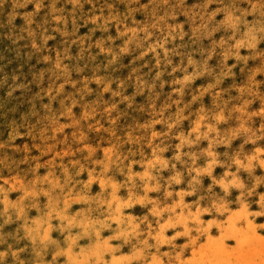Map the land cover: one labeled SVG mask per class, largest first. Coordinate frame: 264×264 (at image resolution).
<instances>
[{"label":"rangeland","instance_id":"1","mask_svg":"<svg viewBox=\"0 0 264 264\" xmlns=\"http://www.w3.org/2000/svg\"><path fill=\"white\" fill-rule=\"evenodd\" d=\"M260 2L0 0V191L33 192L38 208L49 188L65 206L73 190L113 211L132 203L121 210L142 233L122 244L132 260L116 264H237L255 240L248 220L264 222L248 215L264 208ZM19 226L6 230V245L23 264H66L62 244L28 238ZM161 226L164 239L153 240ZM76 234L54 236L86 241ZM101 236L120 243L107 229Z\"/></svg>","mask_w":264,"mask_h":264},{"label":"bare ground","instance_id":"2","mask_svg":"<svg viewBox=\"0 0 264 264\" xmlns=\"http://www.w3.org/2000/svg\"><path fill=\"white\" fill-rule=\"evenodd\" d=\"M198 137V136H197ZM256 151V150H255ZM260 151V150H259ZM252 158V157H251ZM114 164V163H113ZM264 167V166H263ZM107 169V167L105 168ZM104 169V170H105ZM129 169V168H128ZM60 171V170H59ZM106 171V170H105ZM53 172V171H52ZM62 172V171H61ZM77 172V171H75ZM199 172V171H198ZM130 173V172H129ZM144 173V172H143ZM50 174V173H48ZM59 174V173H58ZM57 174V175H58ZM197 174V173H196ZM226 174V173H225ZM64 175H65V172H64ZM70 175V174H69ZM137 175V174H136ZM97 176V175H96ZM101 176V175H100ZM131 176V175H130ZM133 176V175H132ZM148 176V175H147ZM46 177V176H45ZM45 177H41L42 179L45 178ZM55 177V176H53ZM66 177H68L66 175ZM137 177V176H135ZM149 177V176H148ZM102 178V177H101ZM111 178V177H110ZM145 178V175L144 177ZM141 178V179H143ZM41 179V180H42ZM92 178H90L91 180ZM112 179V178H111ZM138 179L140 180V176L138 177ZM150 179V178H149ZM148 179V180H149ZM173 179V178H172ZM171 179V180H172ZM211 179V178H210ZM57 180V179H56ZM107 180V179H106ZM147 180V181H148ZM169 180V179H168ZM214 180V179H213ZM222 180V179H221ZM49 181V180H48ZM59 181V179H58ZM63 181H64V178H63ZM92 181H95L94 179ZM97 181V180H96ZM99 181V179H98ZM97 181V182H98ZM109 181V180H108ZM175 181V180H174ZM215 181V180H214ZM223 181V180H222ZM51 182V181H50ZM57 182V181H55ZM90 182V181H89ZM106 182V181H105ZM221 181H219L220 183ZM228 182V181H227ZM41 183V182H39ZM59 183V182H57ZM77 183V182H75ZM101 183V182H100ZM117 183V182H116ZM170 183V182H169ZM233 183V182H232ZM240 183V182H238ZM56 184V183H55ZM135 184V183H134ZM229 184V182L227 183ZM53 185V184H52ZM100 185H103V184H100ZM112 185V184H111ZM221 187L223 186L222 184H220ZM226 185V184H225ZM232 185V184H231ZM237 185V184H236ZM51 186V185H50ZM73 186V185H72ZM110 186V185H109ZM145 186V185H144ZM143 186V187H144ZM173 186V185H171ZM229 186V185H228ZM104 188V186H101ZM99 186V188H101ZM140 187V186H139ZM146 187V186H145ZM238 187V185H237ZM83 188V187H82ZM132 188V186H131ZM227 188V187H226ZM50 189V188H49ZM47 189V191L44 193L46 195H44L46 201L43 202L44 204L42 205V207L38 208V205L37 204V195L33 192H30L29 193V197H31V201H32V206L28 207L26 206L25 204H28L26 202H21V200L23 199V197L25 196V194H21V193H18V196L17 197H13L11 198L10 196H7L5 193L1 192L0 191V225H2V227H0V253H5L6 255L3 257V261L5 262L4 264H23V260L22 258L19 259L16 254V256H14V254H12V252L9 251V245L7 246L6 245V230L11 226L13 225L16 221L19 222L20 226L22 229H24V234L28 237V238H34L35 236H38V238L40 240H43V242H47V243H54L56 242V244H62L60 247V250L62 251V253L65 255V263L67 264H71V263H74V264H93V262L97 261V263L99 264H116L117 262H121V259H123L127 252H124L126 250L123 251L122 250V244L124 242H127V241H130L132 238L135 237V232L139 231L138 230V223L136 224V219L134 220L133 217L130 215H125L121 208L122 209H125L124 207L125 206H128L129 204L131 205L132 203H130L129 201V204L127 205H119L120 203V199L118 200L116 197V201H119L118 205H115V209L114 211L113 210H110V208L107 206V203H105L104 201H99V199L97 200H90L89 196L86 195L85 193H81L80 191H69L68 193H64V195H67L68 198L66 200H70V202L72 204L68 205V206H65V200L63 199V197H60L59 195L58 196H55L54 195V198L53 196L51 195L50 193V190ZM42 190V189H41ZM85 190V188H84ZM113 190V189H112ZM102 191V190H100ZM63 191L62 190H59V194L62 193ZM114 192V190H113ZM113 192H110V194H113ZM57 193V191L55 192ZM43 194V193H42ZM58 194V193H57ZM56 194V195H57ZM115 194V192H114ZM39 195V194H38ZM28 196H25L27 197L28 199ZM42 196V195H40ZM91 196V195H90ZM111 195H109L110 197ZM114 196V195H113ZM93 197V196H92ZM91 197V198H92ZM43 198V197H42ZM114 198V199H115ZM264 198V197H263ZM261 199V198H260ZM26 200V199H24ZM37 200V201H36ZM224 200V199H223ZM222 200V201H223ZM30 200H28L29 202ZM30 201V202H31ZM264 201V200H263ZM112 202V201H111ZM135 202V201H134ZM179 202H182L181 200ZM177 203V204H183L182 203ZM261 202V200H260ZM25 203V204H23ZM110 203V202H109ZM108 203V204H109ZM222 203V202H221ZM263 203V202H262ZM23 204V205H22ZM40 204V203H39ZM114 204V203H113ZM236 204V203H235ZM129 205V206H130ZM175 205V204H174ZM124 206V207H123ZM179 206V205H178ZM165 207V206H164ZM169 207V206H168ZM167 207V208H168ZM173 207V206H172ZM107 209L105 211H103V209ZM7 209V211H5ZM147 209V208H146ZM155 209V208H154ZM163 209V207H162ZM161 209V210H162ZM165 209V208H164ZM173 209V208H172ZM127 210V209H126ZM150 210V209H149ZM148 209L147 211L150 212ZM160 210V211H161ZM167 210V209H166ZM229 210V209H228ZM227 210V213H231V211H228ZM124 211V210H123ZM156 211V210H155ZM163 211V210H162ZM170 211L171 210V206H170ZM181 211V209H180ZM225 211V209H224ZM131 213V212H130ZM153 213V212H152ZM151 213V214H152ZM157 213V212H156ZM161 213V212H160ZM159 213V214H160ZM187 213V212H186ZM133 215V214H132ZM177 215V214H176ZM180 215V218L181 216V213L179 214ZM145 216V215H144ZM154 216V215H153ZM158 216V215H157ZM185 216V215H184ZM137 217V216H136ZM160 217V216H159ZM168 217V216H167ZM177 217V216H176ZM179 217V216H178ZM179 218V219H180ZM138 219V218H137ZM146 219V217H145ZM176 219V218H174ZM178 219L177 222H179L180 220ZM183 219V217L181 218V220ZM185 219V218H184ZM199 219V218H198ZM5 220H8L9 222L8 223H5ZM69 220L72 221V224L69 225ZM13 221V222H12ZM143 221V220H142ZM174 222V220H172ZM187 221V220H186ZM189 221V220H188ZM200 221L202 222V220H199L197 223L199 224ZM12 222V223H11ZM191 222H193V219H191ZM213 224L215 221H212ZM217 222V221H216ZM131 223H135L136 225H132ZM164 223V222H163ZM172 223V222H171ZM179 224V223H178ZM180 224H182V226L186 223H183L181 222ZM179 224V225H180ZM169 225V224H168ZM167 225V226H168ZM171 225V224H170ZM170 225L168 227H170ZM177 225V223L175 224ZM175 225H172L174 226L173 228H175ZM196 225V223H195ZM194 225V226H195ZM171 226V227H172ZM181 226V227H182ZM198 226V225H197ZM196 226V227H197ZM17 227V226H16ZM16 227L15 229L13 230H16ZM201 227H205L201 225ZM201 227H199L198 229H200ZM215 227V226H214ZM20 228V229H21ZM154 228V227H153ZM172 228V229H173ZM191 227H189L190 229ZM104 229H107L108 232H110V237L111 236H120V243L118 242L117 245H114L112 244V242L110 240H107L108 243L106 242L105 244H103V238H102V234H103V231ZM149 229V227H148ZM151 229V228H150ZM159 229V227H158ZM186 228H184L185 230ZM193 229V228H192ZM190 229V230H192ZM195 229V228H194ZM193 229V230H194ZM204 229V228H203ZM12 230V229H11ZM12 230V231H13ZM165 230L167 231L168 228H166L165 226L164 227H160L157 235H155L153 237V240H156V241H159V239H164L165 237ZM176 230V229H175ZM174 230V231H175ZM183 230V232H184ZM18 231H19V228H18ZM62 232L67 238L69 237V234L71 232H76L78 234L82 233L84 237H86V241H83V243L81 242H78V239L77 240H73V241H66L64 240V242L60 241V240H57V238L54 236V235H58V232ZM146 231V230H145ZM172 231V230H171ZM187 231V230H186ZM185 231V232H186ZM20 232V231H19ZM149 232V231H147ZM173 232V231H172ZM171 232V233H172ZM177 232V231H176ZM188 232V231H187ZM186 232V234H187ZM191 232V231H190ZM135 233V234H134ZM138 233V232H137ZM142 232L139 231V235L141 234ZM179 234H182V232H177ZM16 234V233H15ZM61 234V233H60ZM106 234V233H105ZM148 234V233H147ZM178 234V235H179ZM184 234V233H183ZM185 234V235H186ZM11 235V234H10ZM75 235V234H74ZM20 236V235H19ZM23 236V234L21 235ZM60 236V235H59ZM80 236V235H79ZM147 236V235H146ZM171 236V235H170ZM173 236V235H172ZM171 236V237H172ZM189 236V235H188ZM72 238L74 236H71ZM83 237V238H84ZM106 237V235H105ZM104 237V238H105ZM149 237V235H148ZM186 237V236H185ZM8 238V236H7ZM20 238V237H19ZM66 238V239H67ZM79 238V237H78ZM112 238V237H111ZM110 238V239H111ZM115 238V237H114ZM113 238V239H114ZM145 238V237H144ZM170 238V237H169ZM174 237L170 238V241L171 239H173ZM22 239V238H21ZM25 239V237H24ZM70 239V238H69ZM75 239V238H73ZM80 239V238H79ZM107 239V237H106ZM105 239V240H106ZM116 239V238H115ZM176 239V237H175ZM196 239V238H195ZM194 239V240H195ZM31 240V239H30ZM68 240V239H67ZM145 239H143L144 241ZM191 242L193 241V238L190 239ZM19 241V240H18ZM23 241V240H22ZM116 241V240H115ZM140 241V240H139ZM142 241V240H141ZM142 241V242H143ZM147 242V241H146ZM30 243V242H29ZM31 243H33V241L31 240ZM41 243V241H40ZM52 243V244H53ZM135 243V242H134ZM136 243H138L136 241ZM135 243V244H136ZM144 243V242H143ZM161 243H163V240H161ZM188 243V242H187ZM190 243V242H189ZM8 244V243H7ZM44 244V243H43ZM51 244V245H52ZM125 244V243H124ZM146 244V243H145ZM149 244V243H147ZM146 244V245H147ZM158 244V242H157ZM164 244V243H163ZM163 244H158V245H162ZM186 244V243H184ZM193 244V242L191 243ZM215 243H213L212 245H215ZM36 245V244H35ZM50 245V244H49ZM138 246V244H136ZM183 245V244H182ZM29 246V245H28ZM31 246V245H30ZM29 246V247H30ZM57 246V245H56ZM55 246V247H56ZM134 244H131L130 248L128 250H132ZM150 246V245H148ZM153 246V245H152ZM151 246V247H152ZM155 246V244H154ZM185 245H183L184 247ZM187 246V245H186ZM21 247V246H20ZM45 247V246H44ZM145 247V246H144ZM150 247V248H151ZM160 247V246H159ZM31 248V247H30ZM41 248V247H40ZM34 249V247H33ZM43 249V248H42ZM46 249V247H45ZM51 249V248H50ZM53 249V248H52ZM149 249V248H147ZM163 249V248H162ZM40 250V249H39ZM49 250V249H48ZM142 250V249H141ZM8 251V253L6 252ZM22 251V250H20ZM19 251V252H20ZM144 251V250H143ZM163 251V250H162ZM33 251H31L32 253ZM38 252V250H37ZM58 252V251H57ZM135 252V251H134ZM138 252L140 253L139 249H138ZM35 253V252H34ZM54 253V252H53ZM56 253V252H55ZM143 253V252H142ZM145 253L147 255H149L150 257L152 256L150 252L146 251L145 249ZM160 253V252H159ZM165 253V252H164ZM162 252V254H164ZM167 253V251H166ZM165 253V255H166ZM57 254V253H56ZM61 255V252L59 253ZM129 254V253H128ZM138 254V253H137ZM135 254V255H137ZM155 254V253H153ZM178 254V253H177ZM219 254H221V252H219ZM58 255V254H57ZM146 255V256H147ZM179 255V254H178ZM24 256V255H23ZM26 256V255H25ZM42 256V255H41ZM131 256V255H130ZM134 256V255H133ZM131 256V257H133ZM139 256V255H138ZM137 256V257H138ZM145 256V255H144ZM147 256V257H149ZM162 256V255H161ZM38 257V256H37ZM43 257V256H42ZM41 257V258H42ZM165 257V256H164ZM167 257V255H166ZM172 257V255H171ZM174 257L176 258V254L174 255ZM50 258V257H49ZM48 258V259H49ZM128 257L126 256V259ZM135 259L136 256L134 257ZM133 258V259H134ZM139 258V257H138ZM153 258H155V256H153ZM161 258V257H160ZM35 258H33L34 260ZM129 259V258H128ZM131 259V258H130ZM129 259V260H130ZM134 259V260H135ZM158 259V258H157ZM165 259V258H164ZM179 259V257L177 258ZM184 259V258H183ZM14 260V261H13ZM132 260V259H131ZM142 260V259H141ZM151 260V259H150ZM156 260V259H155ZM161 260V259H160ZM159 260V261H160ZM12 261V262H11ZM128 261V260H127ZM138 261V259H137ZM153 261V260H152ZM178 261V260H177ZM31 262V261H30ZM43 262V261H42ZM63 262V261H62ZM61 262V263H62ZM136 263V260L134 261ZM155 262V261H154ZM162 262V261H161ZM183 262V261H182ZM38 263V262H37ZM49 263H52V260L51 262ZM96 263V264H97ZM140 263V261H139ZM145 263H148L147 261H145ZM158 263V261H157ZM156 263V264H157ZM179 263V262H177ZM181 263V262H180ZM48 264V263H47ZM95 264V263H94ZM132 264V263H131ZM138 264V263H137ZM149 264V263H148ZM159 264V263H158ZM166 264V263H165Z\"/></svg>","mask_w":264,"mask_h":264},{"label":"clouds","instance_id":"3","mask_svg":"<svg viewBox=\"0 0 264 264\" xmlns=\"http://www.w3.org/2000/svg\"><path fill=\"white\" fill-rule=\"evenodd\" d=\"M259 7L261 9H264V0H261ZM253 8H256V5H253ZM236 11H239V9H236ZM243 15H245L244 13H241V15L236 16L235 20H234V25L242 23V17ZM261 17L264 18V11H262L260 13ZM262 25H264V19H262L261 21ZM251 31V29H250ZM258 31L264 32V26L260 27L258 29ZM253 39H255V37H253ZM187 79V78H186ZM224 116L222 114L217 116V120H223ZM157 123H159V121H157ZM172 125H169V128H171ZM195 131V129H194ZM209 131H214V129L209 128ZM261 132V136L257 137L259 138H264V129L260 130ZM256 133H253V136H255ZM199 139V137L197 138ZM194 143V141H190L188 140L186 137H182L181 138V144H191ZM161 152L165 151V149L161 148L160 149ZM259 151V150H258ZM209 155H212L211 152H209ZM177 160L180 159L179 156L176 157ZM193 159H195V157H193ZM161 165L163 167H168V163L166 161H160ZM173 167H175V165H173ZM209 167H211V165H209ZM145 175H147V173H145ZM173 179L175 180V182L177 184H179L181 182L180 180V173H177L175 177H173ZM234 183H236V181H233ZM169 196L172 195L171 192L168 193ZM183 196V193L181 194ZM7 211V209L5 210ZM249 217L251 216H255L257 218L259 217H264V208L260 209L259 211L255 212V213H249L248 214ZM244 221V220H243ZM8 220H5V223H8ZM72 224V221L69 220V225ZM212 225L209 224V227H211ZM0 227H2V225H0ZM246 232L248 233V235L252 238H255L254 242L251 243L248 248L246 249V251L243 254V258L240 259L239 261H237V264H264V236H259L258 238L256 237V233L259 232H264V222L257 224L254 220L249 219L247 222V227H246ZM5 253H0V264H3V257L5 256ZM39 255V253H38Z\"/></svg>","mask_w":264,"mask_h":264},{"label":"snow or ice","instance_id":"4","mask_svg":"<svg viewBox=\"0 0 264 264\" xmlns=\"http://www.w3.org/2000/svg\"><path fill=\"white\" fill-rule=\"evenodd\" d=\"M260 235H261V236H264V232H261Z\"/></svg>","mask_w":264,"mask_h":264}]
</instances>
